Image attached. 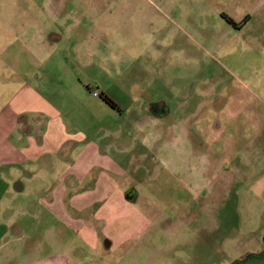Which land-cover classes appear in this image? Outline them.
Here are the masks:
<instances>
[{
    "label": "rangeland",
    "instance_id": "1",
    "mask_svg": "<svg viewBox=\"0 0 264 264\" xmlns=\"http://www.w3.org/2000/svg\"><path fill=\"white\" fill-rule=\"evenodd\" d=\"M0 39V106L60 119L0 162V264H264V0H0Z\"/></svg>",
    "mask_w": 264,
    "mask_h": 264
},
{
    "label": "crops",
    "instance_id": "2",
    "mask_svg": "<svg viewBox=\"0 0 264 264\" xmlns=\"http://www.w3.org/2000/svg\"><path fill=\"white\" fill-rule=\"evenodd\" d=\"M15 2L16 3H14V7H15L14 9H18V12H20L21 9L19 3H17V1ZM39 40L45 41V39H39ZM31 42L32 39H0V73L2 71L9 72L10 67H15V63H14L15 58L20 54L25 53V50L30 49L32 46ZM16 45H21V47L17 49ZM4 68H6V70ZM9 74L11 75V72H9ZM24 99L25 98L16 99L15 96H12L9 101L7 100L8 102L6 101L3 103V106H0V162L1 163L18 164V163H22L21 161L25 160L26 157L28 156L32 157L38 155H45L48 152L49 146L50 147L56 146L58 142H60L58 139L60 132L59 130L60 119L54 116H52L50 120H47V118H45L41 114H34L32 120H28L25 122L23 129L20 128L19 123L18 126L16 125L15 112L14 109L11 108V106L13 104H15L14 106H16L18 103L20 104L24 103L23 102ZM0 105H1V100H0ZM51 109L53 112H57L58 111L57 104L51 102ZM219 130L222 133L221 127L219 128ZM30 132H32V134L34 135L36 141V146L33 147V150L30 148L28 149V147H25L26 145H28L27 133ZM226 147L227 146H225V148L223 149L225 150ZM217 149H221V148H217ZM76 186H77V181L74 180V178L72 177V180L69 181L68 184L57 185L55 187L56 191L54 193L51 191L50 197H53L56 200L63 201L65 198H68L70 196L73 200V198L76 197V194L74 192V188ZM123 195L124 193L122 192L120 197ZM110 196L111 195H109V197L105 198V200L103 201H97V202L101 204L104 203L109 204L108 199L110 198ZM19 234L20 232L18 233V236ZM241 257H243V255L240 256V258Z\"/></svg>",
    "mask_w": 264,
    "mask_h": 264
},
{
    "label": "flooded vegetation",
    "instance_id": "3",
    "mask_svg": "<svg viewBox=\"0 0 264 264\" xmlns=\"http://www.w3.org/2000/svg\"><path fill=\"white\" fill-rule=\"evenodd\" d=\"M230 21L233 22L232 20ZM149 108L153 113L156 114L157 117L165 118L170 116V106L167 100H158L152 102Z\"/></svg>",
    "mask_w": 264,
    "mask_h": 264
},
{
    "label": "trees",
    "instance_id": "4",
    "mask_svg": "<svg viewBox=\"0 0 264 264\" xmlns=\"http://www.w3.org/2000/svg\"><path fill=\"white\" fill-rule=\"evenodd\" d=\"M99 96L101 97V99H102L104 102H106L107 104H109L111 107H115V108L118 107V105L116 104V102L113 101V100H112L110 97H108L107 95L101 93V94H99ZM263 251H264V250H261V251H259V252L247 253V254L243 255V257H241L238 261H244V260L248 259L249 257H251L252 255H260V254L263 253ZM232 264H234V263H232Z\"/></svg>",
    "mask_w": 264,
    "mask_h": 264
},
{
    "label": "built area",
    "instance_id": "5",
    "mask_svg": "<svg viewBox=\"0 0 264 264\" xmlns=\"http://www.w3.org/2000/svg\"><path fill=\"white\" fill-rule=\"evenodd\" d=\"M96 94V93H95Z\"/></svg>",
    "mask_w": 264,
    "mask_h": 264
}]
</instances>
